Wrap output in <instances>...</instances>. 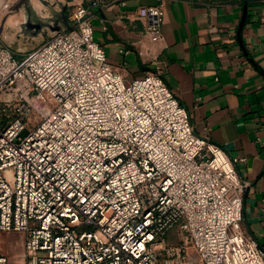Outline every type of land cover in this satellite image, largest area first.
<instances>
[{
	"label": "built area",
	"instance_id": "1",
	"mask_svg": "<svg viewBox=\"0 0 264 264\" xmlns=\"http://www.w3.org/2000/svg\"><path fill=\"white\" fill-rule=\"evenodd\" d=\"M139 13L163 39V4ZM70 19L22 55L0 35V236L24 234V264H264L241 158L195 132L159 73L126 81L88 8Z\"/></svg>",
	"mask_w": 264,
	"mask_h": 264
},
{
	"label": "crops",
	"instance_id": "2",
	"mask_svg": "<svg viewBox=\"0 0 264 264\" xmlns=\"http://www.w3.org/2000/svg\"><path fill=\"white\" fill-rule=\"evenodd\" d=\"M61 1L71 10L88 8L94 39L126 81L159 73L195 132L241 158L236 167L249 183L243 226L264 249V0ZM158 4L165 10L163 39L150 36L153 18L139 13ZM25 22L26 15L5 20L1 37L21 38L29 31ZM17 239L24 246V234Z\"/></svg>",
	"mask_w": 264,
	"mask_h": 264
},
{
	"label": "rangeland",
	"instance_id": "3",
	"mask_svg": "<svg viewBox=\"0 0 264 264\" xmlns=\"http://www.w3.org/2000/svg\"><path fill=\"white\" fill-rule=\"evenodd\" d=\"M37 1L40 3L39 7L36 6V0H0V28L5 20L14 24L18 20V17L22 18L24 15L31 16L33 20L43 24L40 29H29L21 38L10 37L11 41H9L10 38L8 37L3 38L13 49H19L17 51L18 55H22L23 52L47 40L60 28H67L64 19L68 18V23L70 24L71 22L70 25H73L70 19L72 7H67L61 0ZM14 117H16L14 110H9L7 115L4 116L6 122ZM40 118V115L33 113L30 116V123L36 124ZM19 234L18 232H3L2 236L4 235L5 239L0 236L3 250L9 257V264H22L19 258L24 252V246L19 242L20 239H17ZM170 240L173 244L180 243V238L177 235L175 236L174 231L170 233Z\"/></svg>",
	"mask_w": 264,
	"mask_h": 264
},
{
	"label": "flooded vegetation",
	"instance_id": "4",
	"mask_svg": "<svg viewBox=\"0 0 264 264\" xmlns=\"http://www.w3.org/2000/svg\"><path fill=\"white\" fill-rule=\"evenodd\" d=\"M37 24H39V27H37ZM43 26V24L39 21H35L31 18V16L26 15V24H25V29H40Z\"/></svg>",
	"mask_w": 264,
	"mask_h": 264
},
{
	"label": "water",
	"instance_id": "5",
	"mask_svg": "<svg viewBox=\"0 0 264 264\" xmlns=\"http://www.w3.org/2000/svg\"><path fill=\"white\" fill-rule=\"evenodd\" d=\"M245 17H246V8L244 9L243 19H242V21H241V23H240V26H239V29H238V36H239V39H240V40H241V38H240V30H241V28H242V26H243V23H244ZM25 24H26V22L23 24V26H25ZM37 27H39V24H37ZM26 133H27V130H25V131L23 132V135H25Z\"/></svg>",
	"mask_w": 264,
	"mask_h": 264
},
{
	"label": "bare ground",
	"instance_id": "6",
	"mask_svg": "<svg viewBox=\"0 0 264 264\" xmlns=\"http://www.w3.org/2000/svg\"><path fill=\"white\" fill-rule=\"evenodd\" d=\"M39 5H40L39 1L36 0V6L39 7ZM43 108H46V107H43ZM46 109H47V108H46ZM23 255H24V254L22 253V254L20 255V258H19V261L22 262V264H24V256H23ZM16 260H17V258H16ZM19 261H18V262H19Z\"/></svg>",
	"mask_w": 264,
	"mask_h": 264
}]
</instances>
